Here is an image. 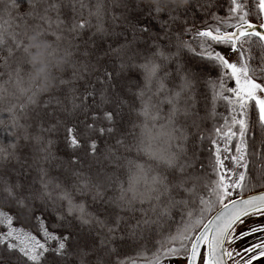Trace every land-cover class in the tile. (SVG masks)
Segmentation results:
<instances>
[{
	"label": "snow or ice",
	"instance_id": "1",
	"mask_svg": "<svg viewBox=\"0 0 264 264\" xmlns=\"http://www.w3.org/2000/svg\"><path fill=\"white\" fill-rule=\"evenodd\" d=\"M23 2L28 10L21 13V0H0V53L7 50L5 63L18 82L21 68L29 67L26 44L33 31L49 42L54 54L81 59L69 78L58 77L57 87H68L66 96H50L44 109L55 105V111H35V125L27 122L33 119L29 108L39 107L41 95L33 83L20 90L26 96L20 111L16 105L9 109L7 118L12 124L7 131L15 127L14 135L31 144L32 159L26 167L36 176L26 187L7 178L4 170L8 165L20 162V145L0 147V226L6 229L0 230V249L18 252L21 264H45L49 255L52 264H71L74 259L77 264H105V259L111 264H130L120 259L118 241L139 245L141 255L150 251L147 264L181 260L183 264H252L264 257V192L245 196L264 187V0H227L225 17L205 12V7L214 6V0H206L200 10L215 24L204 21L203 28H197L188 6L161 8L134 0L143 18L160 25L163 36L126 17L124 32L110 30L103 19V0H95V4L85 0ZM63 7L73 14L67 21L60 16ZM53 12L55 20L50 15ZM253 18L262 22L254 24ZM117 19L112 17L113 24ZM53 23L59 33L82 37L95 31L83 42V51L71 41L69 48L74 47L75 53L61 51L65 37L52 31ZM174 25L178 31L173 45ZM145 34L155 49L151 54L137 47ZM185 35L191 39L184 40ZM95 36L124 39L116 47L109 45L102 55H94L89 42ZM160 39L169 41L167 47L175 51H165ZM218 45L237 59L230 61L216 51ZM185 52L217 75L210 77L186 67L181 62ZM105 57L115 58V71L103 63ZM9 60L11 64H7ZM137 71L142 75L140 84L122 78ZM221 104L226 116L217 111ZM45 117L49 118L47 124ZM5 120L0 118V125ZM215 120L223 123L209 128V122ZM61 129L68 158L55 150L53 134ZM253 129L260 135L258 141L249 143L246 137ZM237 137L234 151L220 147L221 141L231 145ZM206 141L215 148L209 160L215 178L208 180L200 154ZM225 161H231L232 167ZM200 188L209 193L208 199L198 192ZM77 197H91L93 204L103 207L90 211L88 201ZM192 203L198 204V213L184 211ZM177 210L183 213L182 226L173 231L169 222ZM47 215L55 217L60 233L49 231ZM249 219L253 222L237 234V225ZM16 220L33 224L43 241L14 227ZM77 234L91 238L87 249L69 248ZM249 236H255L250 247L229 249L228 245ZM149 241H153L152 249L147 247ZM93 255L95 261H89Z\"/></svg>",
	"mask_w": 264,
	"mask_h": 264
},
{
	"label": "trees",
	"instance_id": "2",
	"mask_svg": "<svg viewBox=\"0 0 264 264\" xmlns=\"http://www.w3.org/2000/svg\"><path fill=\"white\" fill-rule=\"evenodd\" d=\"M85 3H92L95 4V0H85ZM206 4V0H199V3L197 0H192V2L188 5V7L191 9V15H194L196 26L205 24L204 21L210 20V15H205L200 9L201 6ZM42 7V5H41ZM141 7H143V4H141ZM77 8H79V5H77ZM228 3L227 0H214V6L212 8H204L205 12L208 13H215L217 15H224L227 13ZM28 10V5L21 0V6L19 7V11L21 13ZM87 15V12H85ZM50 15L53 17V20H55L56 13H50ZM72 12L69 7H63L60 10V16L61 19H64L67 21L71 16ZM115 16L119 19L116 20L115 24L112 22V17ZM126 17L128 21L131 22H138L142 25H147L150 27L151 31L155 34H158L159 36H163V31L161 30V27L158 23L143 18L142 12L137 9L136 4L134 0H103V19L105 23V27L109 28L112 31L115 32H124L125 28L123 26V18ZM7 17H5V20ZM166 19V17H165ZM252 21H259L257 19H252ZM191 22V21H190ZM95 23V21H94ZM46 26V25H45ZM52 31L58 32V34H62L65 37L64 42L60 45L61 51L64 49H69L73 53H75L76 49L74 47L69 48V41L72 42L73 45H80L81 51H83L84 48V41L88 40L89 37L92 36V32L95 31V29H92L88 32H85L84 35L76 36L69 33H59V31L56 29L55 23L52 25ZM178 31V26L174 25L172 28V34H173V40L172 44L174 45L176 43L174 34ZM186 36H183L184 40L186 39ZM128 37L131 38V34H128ZM51 39L55 41V36H52ZM124 37H107V38H100L99 36L92 37V41L89 42V48L94 52V55H102L104 51L108 48L109 45L112 47H116L118 44H120L123 41ZM159 43L165 47V51H175L174 47H167L169 44V41L160 39ZM151 40L147 38V34H145V40L137 45L138 48H141L144 50L145 54H151V52L155 51L154 48L150 47ZM7 56V50H5L3 53H0V87L3 89V97L0 98V118H6L5 124L0 125V147L4 148H11L13 143H18L20 147L17 149L18 155L20 156V162H12L8 165V167L4 170V173L7 178H9L12 182L19 181L21 184L25 185V187L33 180V178L36 176L35 171H30L27 169L26 165L27 163L31 162L33 149L29 142L20 140L18 137H16L14 134L17 132V129L15 127L11 128V131H7L9 126L12 124V121L10 118H7V115L9 114V109L12 108L13 105H16V110L20 111L19 105L21 103L26 102V96L20 94V90L23 88H26L27 85L30 83L28 79V68L27 66H23L21 68V72L19 74V82L18 78L15 74H10L11 69L6 65L4 57ZM71 60V63L74 65L76 64V61L81 59V57L72 55L69 57ZM181 62L185 64L186 67H189L195 71H200L205 73L206 75L210 77H215L217 75V72L213 69H211L207 64L201 62L198 57H195L187 52H185L181 56ZM12 61H8L7 64H11ZM103 63L109 67L110 70L115 71L114 65L116 64L115 58H109L105 57L103 60ZM170 68H175V64L170 65ZM73 72V68L63 74L65 78H69ZM125 80H132L135 81L137 84L142 83V75L140 72H129L126 76L122 77ZM58 85V83H57ZM76 86L80 87V82H76ZM135 87V85L133 86ZM83 89L81 88V91ZM203 92V89H201ZM68 92V87H55L51 92L46 94H41L39 97V107L35 110L29 108V114L33 116V119L30 121H27L28 123H32L35 125V111H41V112H53L55 111V105H50L47 109H44V103L49 100L50 96H57L63 99ZM15 93V95H12ZM129 100H132L133 97L129 96ZM254 103V102H253ZM217 111L225 115V110L223 104H221ZM58 114V113H57ZM48 117H45V124L48 123ZM217 123L222 124L223 120H215L210 121L208 127H214ZM32 131L35 132V127L32 128ZM47 135V133H45ZM259 130L253 129L246 139L249 141V143L253 141H258L259 138ZM53 138L56 140L55 144V150L58 155L68 158L70 156V153L66 150L65 144L63 142V130L61 129L59 132L53 134ZM234 142H232L231 145H233ZM229 145V147H231ZM215 148L214 146L209 142H204L203 146L200 148V154H201V160L203 161L205 165V173H206V180L215 178L213 175V170L209 165V160L211 157V154L214 152ZM133 158H135V153L131 154ZM146 159V157L141 158V162ZM252 159V158H250ZM21 164H24L25 167H21ZM199 168V165H198ZM54 175H61V173H54ZM123 175V173L121 174ZM264 189V187H256L254 190L246 192L251 193L254 191H258ZM198 192L203 195L205 199L209 198V193L204 191L203 188L198 189ZM108 195H112V193H108ZM78 200L85 199L88 201L89 210L90 211H97L98 209H101L103 206L100 204H93L91 201V197H77ZM8 211H11L10 209H7ZM194 211L198 213L199 206L196 203H192L188 205V208L184 211ZM114 212V210H112ZM211 213V212H210ZM208 213L205 218L209 216ZM101 215L103 213H100ZM182 215L183 213L179 210L175 211L172 216V220L169 222L170 228L175 231L177 228L181 227V221H182ZM204 218V219H205ZM45 221L47 223V226L49 228V231L60 233V230L55 227V217L52 215L45 216ZM14 227L23 228L26 231L31 232L32 235L36 236L37 239H40L43 241V237L40 235V233L36 230V228L31 223H27L21 220H16L14 222ZM0 230H5L0 226ZM167 234V231L166 233ZM155 237H153V240ZM92 240L87 235H81L77 234L73 241L69 244L70 249H75L77 246H83L85 249L89 247ZM119 245L118 255L120 259L128 260L130 263H132L134 260H140L142 258L150 257L151 252H144L143 255H141V249L139 245L132 244L129 241H123V242H117ZM148 249H152L153 247V241H149L147 243ZM89 261H95L96 256H89L87 258ZM115 259V257H113ZM0 264H21L19 260V253L18 252H8L7 250L0 249ZM45 264H52V256L49 255L48 260L45 262ZM71 264H77V261L74 259L72 260ZM105 264H111V261L108 259H105Z\"/></svg>",
	"mask_w": 264,
	"mask_h": 264
},
{
	"label": "clouds",
	"instance_id": "3",
	"mask_svg": "<svg viewBox=\"0 0 264 264\" xmlns=\"http://www.w3.org/2000/svg\"><path fill=\"white\" fill-rule=\"evenodd\" d=\"M156 7H187L191 0H143ZM28 79L41 94L51 92L58 83V77L73 68L68 56L61 52L53 53L49 42L38 32L33 31L27 37Z\"/></svg>",
	"mask_w": 264,
	"mask_h": 264
},
{
	"label": "rangeland",
	"instance_id": "4",
	"mask_svg": "<svg viewBox=\"0 0 264 264\" xmlns=\"http://www.w3.org/2000/svg\"><path fill=\"white\" fill-rule=\"evenodd\" d=\"M218 16H221V17H225V16H227V13L226 14H224V15H218ZM208 24H215V21H213V20H211V18H210V20L207 22ZM203 27H206V24H201V25H198L197 26V28H203ZM186 39L187 40H190L191 39V37L190 36H186ZM215 50L216 51H219V52H221V53H223L230 61H233V60H236L237 59V56H235V55H229V53L227 52V50H228V48H226V47H224V46H215ZM229 86L231 87V86H234V82H232V81H229ZM261 95H264V94H261ZM224 110H225V107H224ZM227 115V113H226V110H225V116ZM237 140H238V137L237 138H234L233 139V141L232 142H234V144L233 145H231V147H232V149H233V151H234V145H235V143L237 142ZM220 147L223 149L224 147H229V145L228 144H226L224 141H221V143H220ZM222 155H226V153H223L222 152ZM225 164H226V166L227 167H229V168H231L232 167V164H231V161H225ZM239 171V170H238ZM218 207V206H217ZM206 219V218H205ZM204 219V220H205ZM203 220V221H204ZM249 220H251V219H249ZM248 220V221H249ZM202 221V222H203ZM251 222H253L252 220H251ZM182 261V260H181ZM181 261H177V263H179V262H181ZM130 264H147V261H146V259L145 258H142V259H140V260H134L132 263H130Z\"/></svg>",
	"mask_w": 264,
	"mask_h": 264
},
{
	"label": "flooded vegetation",
	"instance_id": "5",
	"mask_svg": "<svg viewBox=\"0 0 264 264\" xmlns=\"http://www.w3.org/2000/svg\"><path fill=\"white\" fill-rule=\"evenodd\" d=\"M255 23L260 24L262 21H252ZM262 221H264V218H261ZM251 220L247 221L245 224H242L240 226H238L236 228V233L239 234L240 232L244 231L250 224H251ZM259 235V234H256ZM255 242V236H249V237H245L244 239L238 240L235 244H230L228 245L229 249L231 248H235L238 251L242 250L244 247H250L251 243ZM248 255V254H245ZM180 264H183L182 262ZM229 264H232L231 261H229ZM252 264H264V257H261L258 260H253Z\"/></svg>",
	"mask_w": 264,
	"mask_h": 264
},
{
	"label": "water",
	"instance_id": "6",
	"mask_svg": "<svg viewBox=\"0 0 264 264\" xmlns=\"http://www.w3.org/2000/svg\"><path fill=\"white\" fill-rule=\"evenodd\" d=\"M254 24H257L258 25V23H255V22H253ZM230 31H231V29H229ZM262 31H264V30H262ZM227 52L229 53V50H227ZM259 192H264V189H261V190H258V191H254V192H251V193H247V194H245V196H248V195H254V194H257V193H259ZM219 207V206H218ZM218 207H217V209H218ZM215 214V212L213 211V212H211L210 214H209V216L202 222V223H206L207 222V220L208 219H210L211 218V216L212 215H214ZM250 221V220H249ZM238 226H240V225H237V227ZM236 227V228H237ZM182 263H183V261H181ZM181 262H179V263H177V262H174V264H180Z\"/></svg>",
	"mask_w": 264,
	"mask_h": 264
}]
</instances>
